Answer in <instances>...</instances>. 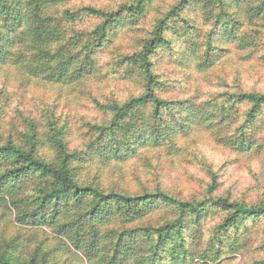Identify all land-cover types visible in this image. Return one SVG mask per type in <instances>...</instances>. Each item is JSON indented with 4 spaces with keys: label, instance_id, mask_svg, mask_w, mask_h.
Segmentation results:
<instances>
[{
    "label": "trees",
    "instance_id": "1",
    "mask_svg": "<svg viewBox=\"0 0 264 264\" xmlns=\"http://www.w3.org/2000/svg\"><path fill=\"white\" fill-rule=\"evenodd\" d=\"M82 1L0 0V264H264V0Z\"/></svg>",
    "mask_w": 264,
    "mask_h": 264
},
{
    "label": "rangeland",
    "instance_id": "2",
    "mask_svg": "<svg viewBox=\"0 0 264 264\" xmlns=\"http://www.w3.org/2000/svg\"><path fill=\"white\" fill-rule=\"evenodd\" d=\"M82 3H89V0H83ZM233 61L236 62L235 59H233ZM229 72H230L229 76H231V78L229 79L230 81H232L233 77L240 78V80L244 84H247L250 86L256 85V86L264 88V69L258 70L257 68L248 67V65L235 64V65L230 66ZM5 76H6L5 71L0 70V88L5 83V80H4ZM9 78L12 80L13 76L10 75ZM110 86H112L116 92H121L127 88V86H125L124 84H119L118 86H115L112 84ZM13 87H14V83L12 81L8 82L6 89L10 92V97H9L10 102H9V107L7 109L6 118L9 120L11 119L12 116H14V113L16 111L15 108L21 105L22 103L23 105L19 109H25L26 107L28 108V111H32V112H35V114H37L38 108L42 109V106L40 105V103L41 104L52 103V101L56 99V91L50 90V88L46 86L42 89H38V88L37 89L35 88L27 89L26 92L23 94V96L15 92ZM82 105L83 107H81ZM71 106H72L71 111H73L74 109H77L79 113L81 112V114L88 113V109H89L88 104L84 105V104L73 102ZM60 108H63L62 109L63 112L67 110L65 107V103H62V102H61ZM71 111H66L68 114L66 113L64 115L70 116V117L69 116L67 117L70 123L74 125H78L76 123L77 117H75L73 112ZM201 148H202V151L205 152V154H207L209 159L220 168L221 173H230V180L228 181L235 182L237 188L242 187V190H243L244 188H247L251 184H253L251 183L253 181L252 175L246 166L239 165L236 168H234L235 165H232V166H229L228 168H223L222 165L224 161L226 160L225 152L214 148L212 145H210L206 141L201 143ZM252 164H253L252 170L257 169L258 171H260L264 179V166L263 165L261 166V164L256 163V162ZM186 170L187 172L197 173V170L194 167L193 168L186 167ZM171 171H172V177H171L170 185L178 186L180 185V183H184V180H187V176L186 174L185 175L183 174V170L181 168L172 167Z\"/></svg>",
    "mask_w": 264,
    "mask_h": 264
}]
</instances>
